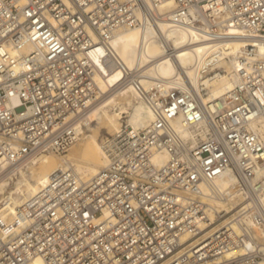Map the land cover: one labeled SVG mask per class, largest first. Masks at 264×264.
Masks as SVG:
<instances>
[{
	"label": "built area",
	"instance_id": "1",
	"mask_svg": "<svg viewBox=\"0 0 264 264\" xmlns=\"http://www.w3.org/2000/svg\"><path fill=\"white\" fill-rule=\"evenodd\" d=\"M160 23L209 45L243 41L235 87L205 101L184 72L181 83L145 87L141 68L128 69L108 42ZM7 45L32 50L14 62ZM260 45L264 0H0L1 161L60 152L103 99L99 47L153 113L148 128L103 139L107 164L88 180L57 171L11 223L0 214V264H264V145L251 128L264 120ZM226 170L238 180L229 192L215 183ZM231 194L229 210L212 205Z\"/></svg>",
	"mask_w": 264,
	"mask_h": 264
},
{
	"label": "bare ground",
	"instance_id": "2",
	"mask_svg": "<svg viewBox=\"0 0 264 264\" xmlns=\"http://www.w3.org/2000/svg\"><path fill=\"white\" fill-rule=\"evenodd\" d=\"M201 41L194 35L171 28L167 23H160L159 28L149 25L120 29L111 37L108 45L128 69L141 68L146 76L142 81L145 87H149L154 78L175 79L181 83L186 76L205 101H210L232 90L238 83V58L244 43L232 40L209 45ZM31 50V45L23 49L12 45L4 48L14 62L21 61L23 55ZM257 53L264 57V45L258 47ZM104 54L103 47L93 54V60L100 70L95 81L103 93V99L75 124L72 130L74 135L65 138L67 141L61 144L60 152L38 155L14 165L0 160V214L7 224L13 220L17 208L55 172L70 170L80 179L88 180L105 167L107 156L103 140L100 144L98 142L103 130L114 135L125 126L140 131L152 123V111L131 86L120 85L122 71L114 68L111 62L106 65L100 59ZM14 69L19 71L20 63L15 64ZM12 102L18 103L17 100ZM174 126L185 137L192 135L182 117L175 120ZM251 128L264 145V120L253 122ZM67 151L65 156H57ZM166 160L165 154L154 158L157 164ZM261 175L264 176V172ZM215 183L220 190L229 192L236 187L238 180L231 170H226ZM204 188L209 191L207 187ZM231 198L228 201L215 199L211 203L216 209L227 211L238 202L236 196L231 194Z\"/></svg>",
	"mask_w": 264,
	"mask_h": 264
},
{
	"label": "rangeland",
	"instance_id": "3",
	"mask_svg": "<svg viewBox=\"0 0 264 264\" xmlns=\"http://www.w3.org/2000/svg\"><path fill=\"white\" fill-rule=\"evenodd\" d=\"M113 90H114V89H113ZM108 94H109V93L105 94V96L107 97ZM106 97H105V98H106ZM124 116H125V114H124ZM123 121H124V123H125L126 119L124 118ZM109 135H110V134H108L106 130H103V131L100 133V135L98 136V142H99V144L101 143V141H102L106 136H109ZM68 152H69V151H67V152H65V153H62V154H60V155H57V156H59V157H63V156H65V155H67Z\"/></svg>",
	"mask_w": 264,
	"mask_h": 264
}]
</instances>
